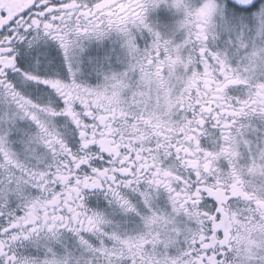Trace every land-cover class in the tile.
<instances>
[{"label": "snow or ice", "instance_id": "6c2138e0", "mask_svg": "<svg viewBox=\"0 0 264 264\" xmlns=\"http://www.w3.org/2000/svg\"><path fill=\"white\" fill-rule=\"evenodd\" d=\"M0 264H264V0H0Z\"/></svg>", "mask_w": 264, "mask_h": 264}]
</instances>
